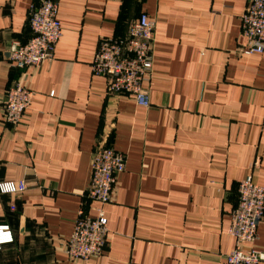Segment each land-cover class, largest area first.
<instances>
[{
    "label": "crops",
    "instance_id": "crops-1",
    "mask_svg": "<svg viewBox=\"0 0 264 264\" xmlns=\"http://www.w3.org/2000/svg\"><path fill=\"white\" fill-rule=\"evenodd\" d=\"M249 0H57L63 36L54 59L26 71L34 93L17 127L3 120L22 73L7 53L31 36V0H0V264H226L231 213L249 174L264 186V53H242ZM141 13L155 22L150 108L107 92L91 63L103 38H124ZM126 155L105 207L102 255L64 252L87 201L93 150ZM255 248L264 251V218ZM264 264V262L259 263Z\"/></svg>",
    "mask_w": 264,
    "mask_h": 264
},
{
    "label": "built area",
    "instance_id": "built-area-1",
    "mask_svg": "<svg viewBox=\"0 0 264 264\" xmlns=\"http://www.w3.org/2000/svg\"><path fill=\"white\" fill-rule=\"evenodd\" d=\"M57 0H31L29 7L30 38L12 42L7 53L11 67L22 73L18 82L9 87L3 105V120L17 127L30 108L34 93L24 83L26 71L43 66L54 59L57 44L63 36L58 19ZM155 22L141 13L124 38H103L91 63L93 76L107 79V92L126 95L143 108L151 102L144 82L152 74V47ZM242 35L246 56L264 53V0H249L242 16ZM127 158L112 147L97 143L93 150L90 180L85 192L87 201L97 204L96 216L81 209L64 252L70 259L87 261L103 254L109 233L105 207L111 202L117 177L126 171ZM27 189L24 180L1 182V194H20ZM238 201L231 213L229 234L234 249L226 256V264H259L264 251L255 248L258 226L264 218V186L249 174L237 188ZM8 227L0 228V245L12 242Z\"/></svg>",
    "mask_w": 264,
    "mask_h": 264
}]
</instances>
